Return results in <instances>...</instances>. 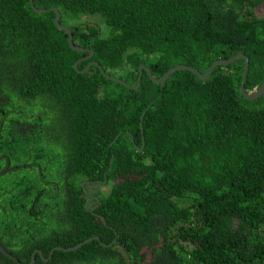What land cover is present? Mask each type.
Wrapping results in <instances>:
<instances>
[{
  "label": "trees",
  "instance_id": "16d2710c",
  "mask_svg": "<svg viewBox=\"0 0 264 264\" xmlns=\"http://www.w3.org/2000/svg\"><path fill=\"white\" fill-rule=\"evenodd\" d=\"M34 4L89 51L54 11L0 0V243L17 259L0 264H264V94L241 93L245 60L154 82L242 54L259 90L264 0Z\"/></svg>",
  "mask_w": 264,
  "mask_h": 264
},
{
  "label": "water",
  "instance_id": "95a60500",
  "mask_svg": "<svg viewBox=\"0 0 264 264\" xmlns=\"http://www.w3.org/2000/svg\"><path fill=\"white\" fill-rule=\"evenodd\" d=\"M30 4L31 6L33 7L34 11L38 14H45V13H48L49 11H54L56 13V18H55V25L57 26L58 29L60 30H63L65 31L68 35H69V39H68V42H69V45L70 47L77 51V52H86V51H89V50H86V49H83L81 47H78L74 44L73 42V33L71 31V29L67 26V25H63L62 23H60V18H61V13L59 12L58 9L56 8H51L50 10H45V9H38L35 7V4H34V0H30ZM93 56V52H91V55L86 58L87 59H90L91 57ZM239 59H244L245 60V69H244V73H243V83L241 85V93L243 94V96L248 99V100H257L259 97H261L263 94H264V83L262 84V86L259 88V90H257L256 92H253V93H247L246 91V87H245V84H246V81H247V75H248V70H249V59L245 56V55H242V54H238L237 56L231 58V59H228V60H220V61H216L212 64V66L209 68V70H207L205 73H201L198 69L196 68H193V67H190V66H185V65H179L177 67H174L172 68L164 77L160 78L159 80H154V82L156 83H161V84H164L165 81L167 80V78L173 74L174 72L176 71H179V70H189V71H192L193 73H195L199 78L201 79H207L210 77V75L212 74L213 70L218 67V66H225V65H229V64H232L234 62H236L237 60ZM82 60L78 61L76 64H75V67L77 68V65L79 64V62H81ZM94 65H97L99 66L98 63H92ZM90 66L87 67V69H89ZM141 68H145L144 66H142ZM150 77L152 76L151 75V72L149 71V69L145 68ZM102 73H104V76L115 81V82H118V83H121L125 86H128L130 87L127 83L119 80V79H116V78H113V77H110L108 76L103 70H102ZM140 83H141V79L138 81V85L136 88H138L140 86ZM95 239L99 240L98 237H95ZM93 239H89L81 244H78L76 245L75 247H71V248H61V247H58L56 249L58 250H63V251H66V252H71V251H76L78 249H80L82 246L88 244L89 242H91ZM0 250L1 252L11 258V259H14L15 261H17V259H15L10 253H8L5 248L1 245L0 243ZM54 251L55 250H52L51 253H50V256L52 257L53 254H54ZM40 254L42 255V253L40 252ZM35 254L34 256L32 257V261H31V264H33L35 262Z\"/></svg>",
  "mask_w": 264,
  "mask_h": 264
},
{
  "label": "rangeland",
  "instance_id": "374dc122",
  "mask_svg": "<svg viewBox=\"0 0 264 264\" xmlns=\"http://www.w3.org/2000/svg\"><path fill=\"white\" fill-rule=\"evenodd\" d=\"M87 17H88V20H89V24H100L101 23V21H100L101 19L99 17H95V16H87ZM84 18L85 17H83L82 20ZM80 23H82V21Z\"/></svg>",
  "mask_w": 264,
  "mask_h": 264
},
{
  "label": "flooded vegetation",
  "instance_id": "af4514ba",
  "mask_svg": "<svg viewBox=\"0 0 264 264\" xmlns=\"http://www.w3.org/2000/svg\"><path fill=\"white\" fill-rule=\"evenodd\" d=\"M10 169H9V166H7V169L5 170V171H9ZM6 250V249H5Z\"/></svg>",
  "mask_w": 264,
  "mask_h": 264
}]
</instances>
